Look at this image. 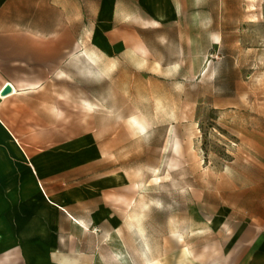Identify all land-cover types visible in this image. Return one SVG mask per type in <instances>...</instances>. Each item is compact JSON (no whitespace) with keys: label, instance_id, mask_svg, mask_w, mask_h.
<instances>
[{"label":"rangeland","instance_id":"obj_1","mask_svg":"<svg viewBox=\"0 0 264 264\" xmlns=\"http://www.w3.org/2000/svg\"><path fill=\"white\" fill-rule=\"evenodd\" d=\"M12 4L43 52L11 65L32 84L9 124L55 205L9 211L14 264H228L264 242V0Z\"/></svg>","mask_w":264,"mask_h":264},{"label":"crops","instance_id":"obj_2","mask_svg":"<svg viewBox=\"0 0 264 264\" xmlns=\"http://www.w3.org/2000/svg\"><path fill=\"white\" fill-rule=\"evenodd\" d=\"M12 11V0H0V89L5 84L6 87H11L8 94H0V252H4L0 264H12V262L14 264L15 259L10 251L15 250L21 243H12L11 240L22 235L21 219L28 217L16 214L13 216L15 220L10 221L9 211H12V208L16 209L29 191L37 201L40 200L43 203L46 199L54 205L51 202L54 200L49 197L43 186L38 169L33 165L32 154L24 137L18 135L9 124L13 118V111L19 113L23 107L22 104H17L13 110L11 108L13 97L26 93L25 91L32 84L16 75L26 73V71L12 69L11 65L22 63L23 58L27 59L30 52L34 53L38 50L41 54L43 52V40H34L33 36L18 32V23L13 21ZM72 44L74 46V40ZM17 67L20 68L21 65ZM25 83L27 84L22 85ZM33 166L38 172L39 179L33 174ZM17 219L19 221L15 222ZM41 245H45L44 242H41ZM245 245L247 247V244ZM246 250L243 259L238 263L235 258V250L233 254L228 253V264H264V242L251 244L249 250ZM7 254L10 255L8 259L5 258ZM203 264L224 263L222 261L212 263L203 261Z\"/></svg>","mask_w":264,"mask_h":264},{"label":"water","instance_id":"obj_3","mask_svg":"<svg viewBox=\"0 0 264 264\" xmlns=\"http://www.w3.org/2000/svg\"><path fill=\"white\" fill-rule=\"evenodd\" d=\"M10 91H11V87H10V86H7V87L2 91V94H3V95H6V94H8Z\"/></svg>","mask_w":264,"mask_h":264},{"label":"bare ground","instance_id":"obj_4","mask_svg":"<svg viewBox=\"0 0 264 264\" xmlns=\"http://www.w3.org/2000/svg\"><path fill=\"white\" fill-rule=\"evenodd\" d=\"M6 88V84L0 89V94L2 93L1 90H4Z\"/></svg>","mask_w":264,"mask_h":264},{"label":"built area","instance_id":"obj_5","mask_svg":"<svg viewBox=\"0 0 264 264\" xmlns=\"http://www.w3.org/2000/svg\"><path fill=\"white\" fill-rule=\"evenodd\" d=\"M3 90H1V92H2Z\"/></svg>","mask_w":264,"mask_h":264}]
</instances>
